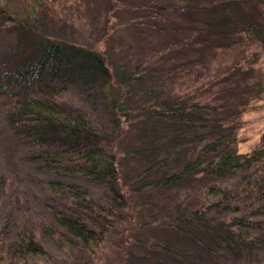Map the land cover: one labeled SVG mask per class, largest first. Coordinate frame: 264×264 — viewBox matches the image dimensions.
<instances>
[{
	"label": "trees",
	"instance_id": "obj_1",
	"mask_svg": "<svg viewBox=\"0 0 264 264\" xmlns=\"http://www.w3.org/2000/svg\"><path fill=\"white\" fill-rule=\"evenodd\" d=\"M100 1L104 5L102 22L96 25L98 36L85 44L63 33L72 28L71 10L78 6L90 10L96 0H19L20 6L14 0H0V29L16 27L25 36L20 38L22 52L14 53L0 67V99L10 128L34 147L32 159L47 172L107 182L116 191L123 154L114 145L102 147L103 141L110 140L108 133L86 111L64 107L63 94L70 87L79 89L94 111H105L122 137L140 131L159 133L165 128L174 138L187 124L194 125L193 112L212 115V125L205 127L222 131L228 119L236 118V89H224L216 96L204 89L224 76L241 81L250 73L243 71L249 59L242 55L264 47V0ZM116 39L128 52L122 58L110 47ZM228 59L234 64L219 65ZM144 95H151L150 100L139 102ZM235 138L227 132L207 139L171 173L158 174L159 165L152 162L156 165L150 170H155L151 173L156 177L138 190L168 188L196 175L222 178L264 163V134L252 152H241L232 144ZM221 148L224 151L216 154ZM39 183L62 200L57 206L47 205L55 222L94 258L103 252L110 230L124 219L122 211L133 212V203L120 200L118 191L117 197L104 203L76 184ZM7 189V180L0 174V197ZM207 195L213 200L177 215L175 227L211 226L232 240L231 236L243 238L247 233L233 229L235 224H258L246 221L244 215L217 223L205 221L211 211L241 209L235 204L241 198L239 192L216 184L208 188ZM256 213H264V203ZM49 232L57 234L51 227ZM11 249L13 259L25 264L30 257L50 259L47 248L33 234L18 235ZM71 255L78 264H90Z\"/></svg>",
	"mask_w": 264,
	"mask_h": 264
},
{
	"label": "rangeland",
	"instance_id": "obj_2",
	"mask_svg": "<svg viewBox=\"0 0 264 264\" xmlns=\"http://www.w3.org/2000/svg\"><path fill=\"white\" fill-rule=\"evenodd\" d=\"M14 2L18 4L19 0ZM103 5L96 0L90 10L74 7L70 12L72 28L63 36L90 44L98 36L96 25L102 22L100 13ZM21 37L25 39L16 27L0 29V67L14 53L22 52L24 45L20 42ZM110 47L119 58L128 53L123 49V42L117 39L111 41ZM242 57L249 59L243 71L250 73L245 75L244 80L224 76L218 84L211 83L204 89L211 96L224 89H236L234 93L230 92L236 95V118L228 119L222 131L205 127L206 124L212 125V115L193 112L194 125L189 127L190 124H187V128L178 130L174 138L175 134L165 128L159 133L140 131L122 137L105 111L101 108L94 111L84 101L79 89L70 87L63 94L61 103L64 107L86 111L93 116L96 126L108 133L110 140L103 141L102 147L114 145L123 154L121 178L115 185L116 191L107 182L47 172L40 162L32 159L34 147L10 128L0 99V174L8 183L7 193L0 197V264H25L21 259H13L11 249L20 234H33L50 254V259L44 256L30 257L29 264H78L71 254L90 264H262L264 213L256 212L264 203V198L259 199L264 193V163L222 178L196 175L190 181L168 188L148 186L142 191L138 190L146 181L155 179L156 174L151 173L155 170H150L154 167L152 164L158 163V174L178 170L193 157L198 144L221 133L235 134L232 144L241 152H252L259 144L264 134V47H255ZM224 62L219 65L225 67L234 64L229 59ZM150 98L151 95H144L138 101L146 103ZM198 117L200 120H196ZM224 149L221 148L216 154ZM39 180L76 184L104 203L117 197L118 191L120 200L127 199L133 203V212L122 211L124 219L110 230L103 252L94 258L55 222L47 205L57 206L62 200ZM216 184L239 192L241 198L235 204L241 209L238 212L214 210L206 216L205 221L217 223L222 219H239L243 215L246 221H257L256 225L235 224L237 226L232 227L237 231L238 228L246 231L243 238L231 236L232 240H229L224 231L211 229V226L179 224L180 228L175 227L177 215L189 213L207 200H213L212 197L208 198L207 190ZM49 227L57 232L55 236L50 234Z\"/></svg>",
	"mask_w": 264,
	"mask_h": 264
}]
</instances>
